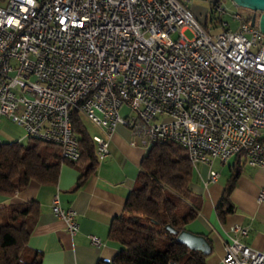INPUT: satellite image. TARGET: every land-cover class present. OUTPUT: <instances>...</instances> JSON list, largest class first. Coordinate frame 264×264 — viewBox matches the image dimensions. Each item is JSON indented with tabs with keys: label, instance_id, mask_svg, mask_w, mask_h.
Listing matches in <instances>:
<instances>
[{
	"label": "built area",
	"instance_id": "obj_1",
	"mask_svg": "<svg viewBox=\"0 0 264 264\" xmlns=\"http://www.w3.org/2000/svg\"><path fill=\"white\" fill-rule=\"evenodd\" d=\"M209 5L205 27L190 0H4L0 119L40 133L67 161L68 154L80 157L71 122L77 112L102 134L92 136L97 160L110 154L111 136L123 125L132 146L180 144L193 169L237 154L264 168L263 12L229 13L224 0ZM216 178L210 169L207 180ZM50 206L75 234L76 211L63 208L58 193ZM232 231L246 235L248 228ZM89 239L101 244L96 235ZM222 263L264 264V252L234 237Z\"/></svg>",
	"mask_w": 264,
	"mask_h": 264
},
{
	"label": "crops",
	"instance_id": "obj_2",
	"mask_svg": "<svg viewBox=\"0 0 264 264\" xmlns=\"http://www.w3.org/2000/svg\"><path fill=\"white\" fill-rule=\"evenodd\" d=\"M3 2L0 0V5ZM95 135H102L99 129ZM27 136L22 127L1 117L0 142H23ZM130 137L129 129L118 125L111 136L110 154L99 159L92 169L86 170L88 163L85 162L63 163L55 184L31 181L11 197L0 195V203L38 202L39 215L28 243L41 252L42 264H96L113 258L117 245L108 239L109 227L113 217L122 212L148 149L140 143L130 145ZM210 169L217 172V178L209 182ZM84 170L82 182L75 187ZM235 170L239 173L230 193L233 209L220 219L216 204ZM190 188L199 205L196 217L185 229L210 239L211 251L206 256V264H223L224 246L234 237L264 252V198L259 201L257 197L260 189H264V168L249 165L243 156L237 155L225 162L215 159L211 165L199 163L193 170ZM55 193L59 194L63 208H73L77 213L79 229L73 235L51 210ZM234 225L247 227V234L233 232ZM90 234L99 237L101 244L93 245Z\"/></svg>",
	"mask_w": 264,
	"mask_h": 264
},
{
	"label": "trees",
	"instance_id": "obj_3",
	"mask_svg": "<svg viewBox=\"0 0 264 264\" xmlns=\"http://www.w3.org/2000/svg\"><path fill=\"white\" fill-rule=\"evenodd\" d=\"M207 24L205 19L203 25ZM71 122L79 141L77 161L62 159L58 145L33 136H27L25 143L0 142L1 196L11 197L31 181L55 184L63 163L85 162L86 170L95 166L98 160L94 140L80 114L74 112ZM193 170L180 144L166 141L149 146L122 212L113 217L109 227L108 239L117 245V251L110 261L99 260L96 264H206L207 254L178 242L176 234L166 229L170 225L179 232L197 215L199 203L190 188ZM238 173L235 170L228 178L216 204L220 219L232 212L230 193ZM38 215L35 200L0 203V264H42L41 252L28 243Z\"/></svg>",
	"mask_w": 264,
	"mask_h": 264
},
{
	"label": "water",
	"instance_id": "obj_4",
	"mask_svg": "<svg viewBox=\"0 0 264 264\" xmlns=\"http://www.w3.org/2000/svg\"><path fill=\"white\" fill-rule=\"evenodd\" d=\"M236 6L251 10L253 12L261 11L263 14L260 16L258 26L260 30L264 32V0H231ZM255 15L253 14L250 18V24L254 25ZM166 229L176 234V240L193 250H198L203 254H209L211 246L207 238L202 234L193 233L186 229L179 232L173 229L170 225L166 226Z\"/></svg>",
	"mask_w": 264,
	"mask_h": 264
},
{
	"label": "rangeland",
	"instance_id": "obj_5",
	"mask_svg": "<svg viewBox=\"0 0 264 264\" xmlns=\"http://www.w3.org/2000/svg\"><path fill=\"white\" fill-rule=\"evenodd\" d=\"M225 6L228 8V12L230 13L231 11H240L241 13H248V9H244L241 7L236 6L231 0H224ZM190 8L195 14L196 18L199 19L200 21H203L205 13H210V5H209V0H190ZM225 20H229L232 25H234L233 21L231 20L230 14H225L223 16ZM184 34L188 37H192V33L189 30H186ZM173 37L175 35L173 34ZM121 115H124L127 113V108L123 107L120 110ZM81 120L89 133L90 136L95 135L98 133V127L95 126L88 118H86L84 115H80ZM264 132V129H263ZM27 141V138L23 141L24 143Z\"/></svg>",
	"mask_w": 264,
	"mask_h": 264
},
{
	"label": "bare ground",
	"instance_id": "obj_6",
	"mask_svg": "<svg viewBox=\"0 0 264 264\" xmlns=\"http://www.w3.org/2000/svg\"><path fill=\"white\" fill-rule=\"evenodd\" d=\"M0 82H1V73H0ZM28 136H33L41 139V134L35 131H26ZM68 161H75V154H68Z\"/></svg>",
	"mask_w": 264,
	"mask_h": 264
},
{
	"label": "clouds",
	"instance_id": "obj_7",
	"mask_svg": "<svg viewBox=\"0 0 264 264\" xmlns=\"http://www.w3.org/2000/svg\"><path fill=\"white\" fill-rule=\"evenodd\" d=\"M26 2L29 4H34V0H26ZM7 23L9 25H13V24H18V21H15L13 18H9Z\"/></svg>",
	"mask_w": 264,
	"mask_h": 264
}]
</instances>
